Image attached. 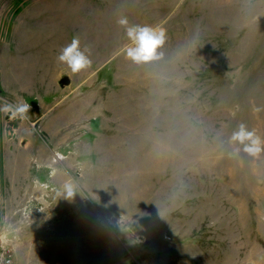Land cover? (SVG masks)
I'll return each instance as SVG.
<instances>
[{
	"label": "rangeland",
	"instance_id": "374dc122",
	"mask_svg": "<svg viewBox=\"0 0 264 264\" xmlns=\"http://www.w3.org/2000/svg\"><path fill=\"white\" fill-rule=\"evenodd\" d=\"M136 26L164 33L150 61ZM24 103L0 111L14 264H264V0H0V109Z\"/></svg>",
	"mask_w": 264,
	"mask_h": 264
},
{
	"label": "clouds",
	"instance_id": "9594fccd",
	"mask_svg": "<svg viewBox=\"0 0 264 264\" xmlns=\"http://www.w3.org/2000/svg\"><path fill=\"white\" fill-rule=\"evenodd\" d=\"M121 24H125L126 21H120ZM128 36L135 44V47H129L127 49V55L129 58L136 62H147L156 57V49L164 42L163 31H158L149 27H133L128 29ZM58 61L60 63H66L73 73L79 72L82 69L87 68L90 65L88 57L80 50L79 41L75 37L71 43L65 46L58 55ZM0 111L11 112L12 117L26 118L30 111V104L24 103L17 106L15 109L11 105H5ZM233 140L244 143L245 141H251L252 146L246 147L245 151L256 154L260 152L261 141L259 138H254L253 132H248L243 125L240 126V130L233 134ZM68 195H72L71 189L68 190Z\"/></svg>",
	"mask_w": 264,
	"mask_h": 264
},
{
	"label": "built area",
	"instance_id": "2783aa9c",
	"mask_svg": "<svg viewBox=\"0 0 264 264\" xmlns=\"http://www.w3.org/2000/svg\"><path fill=\"white\" fill-rule=\"evenodd\" d=\"M13 248L4 245L0 253V264H14Z\"/></svg>",
	"mask_w": 264,
	"mask_h": 264
},
{
	"label": "water",
	"instance_id": "95a60500",
	"mask_svg": "<svg viewBox=\"0 0 264 264\" xmlns=\"http://www.w3.org/2000/svg\"><path fill=\"white\" fill-rule=\"evenodd\" d=\"M64 82H65L66 85L70 84V80H69L68 78H66V79L64 80Z\"/></svg>",
	"mask_w": 264,
	"mask_h": 264
},
{
	"label": "bare ground",
	"instance_id": "6f19581e",
	"mask_svg": "<svg viewBox=\"0 0 264 264\" xmlns=\"http://www.w3.org/2000/svg\"><path fill=\"white\" fill-rule=\"evenodd\" d=\"M46 32V31H45ZM40 33V32H39Z\"/></svg>",
	"mask_w": 264,
	"mask_h": 264
}]
</instances>
